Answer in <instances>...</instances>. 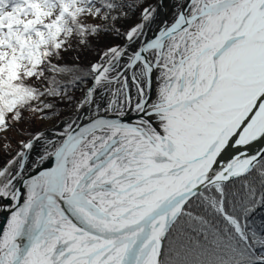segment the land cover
<instances>
[{"label": "snow or ice", "instance_id": "1", "mask_svg": "<svg viewBox=\"0 0 264 264\" xmlns=\"http://www.w3.org/2000/svg\"><path fill=\"white\" fill-rule=\"evenodd\" d=\"M142 2L0 0V140L72 108L0 143V264H264V0Z\"/></svg>", "mask_w": 264, "mask_h": 264}, {"label": "trees", "instance_id": "2", "mask_svg": "<svg viewBox=\"0 0 264 264\" xmlns=\"http://www.w3.org/2000/svg\"><path fill=\"white\" fill-rule=\"evenodd\" d=\"M155 1L156 0H143V2L140 3L139 7L135 8V11H132L129 13L128 19L117 21L116 26L121 28V30H123L124 28H127L130 24L134 23L138 19L139 13L142 7H147L149 5H152ZM85 22L92 23V24H102L103 23L102 20H100L99 18H94V17L92 18L86 17ZM90 39H91V50L90 51L87 49L81 50L77 46L76 42L72 41L73 48L70 51L62 54L63 60H61L60 62L61 63H64V62L71 63L74 60V58L77 55H79L80 56L79 62L81 64H87L88 62L96 58L95 56L96 52L99 49L103 48L105 45L122 43V40L115 39L111 37L110 35H104V34H101L100 38H90ZM57 104L58 106L55 110V113H56L55 115H50L49 117H46L44 119H40L39 117H36L31 122H29L26 119L20 124H16L13 127V133L8 132L4 134L7 137V141L2 140V143H7L11 150H15L17 141L26 139L28 136V132H35L43 128L42 127L43 120L46 122H49L50 124H53L57 122L61 117L71 113L72 111L71 105L60 104L59 102H57ZM29 115L31 114L27 112L25 113L26 117H28ZM17 129H27L28 131H25L23 134H21L20 132L17 131Z\"/></svg>", "mask_w": 264, "mask_h": 264}, {"label": "bare ground", "instance_id": "3", "mask_svg": "<svg viewBox=\"0 0 264 264\" xmlns=\"http://www.w3.org/2000/svg\"><path fill=\"white\" fill-rule=\"evenodd\" d=\"M173 3H184V0H168L167 5H166V9L162 12H159V16H158V20H157V25L159 24L160 20L163 19H167L169 22L172 21L174 13L176 11V9L174 7H172ZM170 9V11H169ZM154 27V28H153ZM156 25H152V29L155 30L156 29ZM154 88H155V84H154ZM153 98H154V92H153ZM65 119V118H64ZM52 125V124H51ZM62 127V120L60 122H58L57 124H55L54 126L47 128L45 130L46 134H50L52 131L54 130H58ZM46 128V127H45ZM44 129V128H43ZM229 150V149H228ZM231 156H233V150H229L225 153V155L223 156V160L226 161L228 160Z\"/></svg>", "mask_w": 264, "mask_h": 264}, {"label": "water", "instance_id": "4", "mask_svg": "<svg viewBox=\"0 0 264 264\" xmlns=\"http://www.w3.org/2000/svg\"><path fill=\"white\" fill-rule=\"evenodd\" d=\"M167 2H168V0H165V6H164L163 8H161L159 12H162V13H163V11L166 9ZM157 3H159V0H156L152 5H155V4H157ZM169 11H170V9H169ZM154 25L157 26V23H155ZM153 28H154V27H153ZM69 114H70V113H69ZM69 114H67V115H65V116H63V117H61V118H60L57 122H55L54 124H52V125H50V126L44 128V129H41V130H39V131H45L47 128H50V127L54 126L55 124H57L58 122H60V121L63 120L64 118H66ZM261 146H264V145H256V144H254V145L252 146V148H250V149H248V150H249V151H252V150H254L256 147H261ZM229 150H233V155L236 154V149H235V148H230ZM229 150H228V151H229ZM240 150H241V151H244L245 149H244V148H241ZM225 153H226V152H225ZM225 153H224V155H225ZM224 155H223V156H224ZM5 215H6V214H0V224H3V223L5 222Z\"/></svg>", "mask_w": 264, "mask_h": 264}, {"label": "rangeland", "instance_id": "5", "mask_svg": "<svg viewBox=\"0 0 264 264\" xmlns=\"http://www.w3.org/2000/svg\"><path fill=\"white\" fill-rule=\"evenodd\" d=\"M89 18H92V17H89ZM53 124H54V123H53ZM50 125H51V124H50L49 122H46V121H44V120L42 121V127H43V128L48 127V126H50ZM43 128H42V129H43ZM8 132L13 133V128L10 129ZM8 132H7V133H8ZM5 134H6V133H5ZM0 143H2V140H0Z\"/></svg>", "mask_w": 264, "mask_h": 264}]
</instances>
